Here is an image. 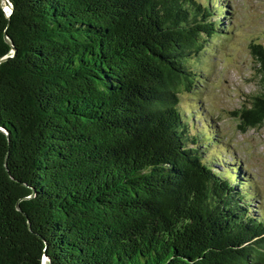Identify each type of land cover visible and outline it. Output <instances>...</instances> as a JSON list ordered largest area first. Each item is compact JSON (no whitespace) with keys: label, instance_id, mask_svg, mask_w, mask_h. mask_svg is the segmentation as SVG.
Returning <instances> with one entry per match:
<instances>
[{"label":"trees","instance_id":"16d2710c","mask_svg":"<svg viewBox=\"0 0 264 264\" xmlns=\"http://www.w3.org/2000/svg\"><path fill=\"white\" fill-rule=\"evenodd\" d=\"M8 2L0 264H264L248 183L203 159L199 138L213 136L190 135L181 111L201 78L189 63L216 34L212 7ZM251 48L261 91L233 113L242 132L264 123V49Z\"/></svg>","mask_w":264,"mask_h":264},{"label":"rangeland","instance_id":"374dc122","mask_svg":"<svg viewBox=\"0 0 264 264\" xmlns=\"http://www.w3.org/2000/svg\"><path fill=\"white\" fill-rule=\"evenodd\" d=\"M196 1L212 7L216 34L205 38L204 52L189 63L201 78L191 92L181 94V111L190 135L213 136L215 143L199 138L203 159L215 170L237 168L240 182L248 183L242 189L252 214L264 217V123L242 132L233 115L261 91L251 46L264 49V0ZM0 3L10 10L5 0ZM222 157L225 164L219 166Z\"/></svg>","mask_w":264,"mask_h":264},{"label":"water","instance_id":"95a60500","mask_svg":"<svg viewBox=\"0 0 264 264\" xmlns=\"http://www.w3.org/2000/svg\"><path fill=\"white\" fill-rule=\"evenodd\" d=\"M5 3H6V5L7 6H9V2H8V0H5ZM9 12H11L12 11V8L9 6ZM6 40L12 45V42L8 39V37L6 36ZM15 53V50H13V54Z\"/></svg>","mask_w":264,"mask_h":264}]
</instances>
